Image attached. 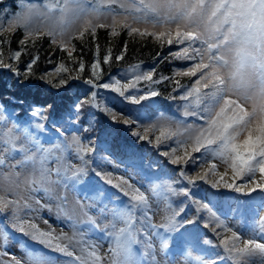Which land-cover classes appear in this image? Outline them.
<instances>
[{"label": "snow or ice", "instance_id": "obj_1", "mask_svg": "<svg viewBox=\"0 0 264 264\" xmlns=\"http://www.w3.org/2000/svg\"><path fill=\"white\" fill-rule=\"evenodd\" d=\"M2 2V0H0ZM23 4V0H20ZM94 3L97 0H93ZM133 6L136 5L137 0H131ZM85 0H63V6H60L59 0H48L46 11H42L37 5H31L24 13H15L8 20L7 27L0 23V32H7L9 37L14 34L18 27L22 26L25 30V35L18 41V49L14 52L9 50L8 58L16 61V64L5 62L4 43L10 42L9 38L0 39V69L10 70L14 75L20 76L21 71L18 67V62L25 54V46L30 42L34 46L35 41L41 39L44 35L53 37L52 44L57 45L61 51L66 53V59L61 58L54 72L45 73L39 79L44 80L47 84L52 85V77H60L57 84L54 86L60 88L66 86L73 79L79 77H64L63 73H70L75 69L69 68L67 62L77 65L79 72L85 71V62L82 56H79L77 47L72 43V37L66 40L64 37V29L61 28L59 35L61 39L57 40V32L55 28H50L47 32L42 31L41 26L35 23L36 18L43 17L45 20H59L61 23L65 21L66 14L69 11V4H75L80 12L84 15L77 14L76 19L81 21V30L76 35V39L87 43L85 36L90 34L94 41L97 29L110 28V36L117 37L120 33L117 31V9L109 7L107 13L102 12L99 7L93 9L83 8ZM101 5H115L119 3V7L124 11H131L125 7L122 0H99ZM139 7H134L135 12L142 13L139 16H133L134 22L143 21L145 23L151 20L156 25L175 24L176 29L173 33L168 31H148L132 27L128 23H123L120 27L127 29L130 36L152 37L155 42L160 45H176L177 50L171 55L173 58L190 62V66L183 70L175 71V77H189L195 78L191 86L187 88L184 95L180 97L183 101H188L185 105L184 117L196 118L198 117L202 123L200 124H186L182 139H175L181 135L179 132L172 131L167 125L172 122L171 118H161L164 123L159 128V135L155 137V144L159 146L164 140H171L175 146L171 147L170 151L163 153L164 156H171V163L177 166L187 164L192 160L197 161V166L203 168L209 158L218 159L227 168L231 169V179L228 180L227 169L220 173L219 179L213 182V187L221 186L226 188H234L237 192L245 190L247 185H238L237 181H247V184L253 185L247 187V191L254 192L256 189H264V0H138ZM59 8L57 13L55 10ZM7 13V9H4ZM111 14L112 23L106 25L104 23H97L102 16ZM2 20V17H0ZM183 24V27H181ZM200 43V47H195L196 43ZM111 43V42H110ZM186 45V46H185ZM82 51V50H81ZM127 51V43L121 49V54L115 57L116 60H122ZM100 46L95 44V54L93 61L89 67L91 69L89 76L85 77L83 82L90 86L91 89H107L117 93L120 97L130 101L133 104H140L141 101L147 99L149 96L155 97L159 95L157 91H148L147 95H140L138 98L135 95L127 94L129 89H135L140 81L151 84H160L161 81L172 80L171 76L161 75L159 79H154L156 69L153 68L148 71H142L134 74L132 80L127 83L115 77H110L107 81H101V63L108 64L112 59L111 46L105 49L102 61L99 56ZM232 54L229 59L228 54ZM77 54V55H74ZM79 56V58H78ZM39 61V54L37 52L30 60L25 63V70L23 75L30 78L34 75L32 69ZM67 61V62H66ZM207 61V62H206ZM135 68H139L136 65ZM227 69V71H223ZM177 88L181 87L179 79L174 80ZM90 91L89 96L77 103L75 106L79 112L84 103L88 102L90 106L99 108V104L91 105V101L96 99L97 91ZM229 93L236 95L235 99L229 96ZM174 98V97H173ZM219 106V107H217ZM50 107V106H49ZM105 112H111L110 108L105 107ZM5 110L0 105V124L7 121L4 114ZM44 108H33L31 115L37 119L35 128L42 129L44 125L39 120L44 119ZM113 121L118 120V114L111 115ZM123 123L130 124L132 121L124 119ZM156 125H150L143 129V134L140 132L133 133L140 140L149 141V132L155 131ZM16 126L4 130L0 128V166L6 165L5 156H11L14 152L23 153V159L16 162V165H8L10 168H15L17 165L23 167L29 162L32 165L39 164L38 170L40 177L34 181L36 187L35 191L43 190L46 195L51 196L50 185L52 183L60 182L67 183L71 181L73 185L78 183L84 176L87 175V165L89 160L86 158L88 153L94 151L89 144H84L82 138L73 134L69 146L74 145L76 152L81 160L80 167L72 169L71 175H68L67 170L61 171V168L55 170L58 178L57 181H51L50 169L45 167L46 161L53 151L52 149L43 148L39 141L35 139L32 133L25 128L23 137L26 142H31L35 152L29 154L30 148L28 143H19L20 138L15 135ZM243 136L241 140L240 137ZM57 149L60 145L56 146ZM178 152L182 154H177ZM194 154H202V159H197ZM217 171V164L212 163L210 167L202 172L196 173V178L187 177L185 171L181 170L179 175L181 178L188 179V183L196 182V179H207L210 173ZM259 172V178L256 177V172ZM95 174L108 185L113 184V179L110 173L96 171ZM114 187L123 191L128 188L129 191L139 192L133 185H130L128 180L120 177ZM168 190L174 195L176 193L172 184H169ZM12 192L11 188H5L0 185V214L11 211L12 228H18L21 233L26 229L28 234L34 239H40L43 243L54 247L60 253L69 257L68 264H105L103 258L98 255V245L89 244L83 240H74V236H68L66 233L53 234V230L41 231L35 223L26 222L19 212L21 207L31 208L27 202L21 205L20 200L8 199L7 194ZM185 196L190 195V192L185 188L183 190ZM13 195H17L13 193ZM131 201L134 202L128 206L126 211L120 213L121 219L129 227H122L118 230L116 235L117 246L119 252L123 257L121 264H139V261L133 259L132 245L141 243L145 244L148 251L145 253L149 257V264H160L156 257L152 254L151 236H163L159 229H163L166 233H179L181 229L187 230L189 226L201 224V213L207 212L210 214L207 222L201 226L204 228L215 224L212 230L216 232L218 228H224L231 232V236H224L221 243L229 253H234L236 257L244 254H255L256 252L264 254V243L258 242L254 238L244 240L242 246L232 243L229 246V241H237L241 238L235 231H232L228 225L221 221L216 212L209 203L194 201L197 207L194 208V214L188 218H181L182 213L186 209L181 207L179 210H174L171 204L168 205L170 211L169 215L163 218L161 224H153L151 217L145 216L146 228L144 229L146 241L137 239L138 231L131 227L133 219V210L136 208H143L147 206V199L140 193L132 195ZM38 205L32 211H39L46 207L35 201ZM264 209V206H261ZM50 210V209H49ZM254 220L257 232L264 235V216H259ZM90 222L94 223V221ZM48 224V221H44ZM5 236L4 244L6 245L7 233H0ZM63 241L64 243H61ZM209 243V241H205ZM76 245H80V255H76L74 250ZM162 248H167L166 240L161 241ZM7 249L0 255H6ZM189 264H193L191 252L187 253ZM41 264H47V261L42 257ZM215 264L210 257L196 258L194 264ZM0 264H21L19 260L13 258L11 261L0 260ZM115 264V262H114Z\"/></svg>", "mask_w": 264, "mask_h": 264}, {"label": "rangeland", "instance_id": "obj_2", "mask_svg": "<svg viewBox=\"0 0 264 264\" xmlns=\"http://www.w3.org/2000/svg\"><path fill=\"white\" fill-rule=\"evenodd\" d=\"M60 6H63V0H59ZM125 4V7L131 9V11H124V9L119 7V3L115 5H108L99 3L97 0L96 3L93 0H85L83 4V8L85 9H93L99 7L102 12L107 13L109 7L117 9V29L122 28L120 27L123 23H128L132 27L139 28L141 30L147 29L148 31L152 32H160V31H168L171 30L173 33L175 32L176 25L175 24H163V25H156L154 26L153 22L149 20V22L145 23L143 21L134 22L133 16L142 15V13H137L134 10V7H139L138 0L136 5L133 6L131 0H122ZM48 0H23V4L21 9H17L16 13H24L26 12L31 5H37L42 11H46V5ZM69 11L66 14L65 21L61 23L58 19L57 20H45L43 17H38L35 20V23L41 26L42 31L47 32L50 28H55L57 32L56 39H61L59 32L61 28L64 29V39L66 40L68 37H72V43L76 40V35L81 30V21L76 19V15H84L83 12L77 8L75 4H69ZM57 13L59 12V8L55 10ZM97 23H104L106 25H111L112 18L111 14H108L106 17L102 16ZM7 27V25L5 26ZM183 27V24H181ZM124 29V28H123ZM16 32V31H15ZM48 35H44L42 38L47 37ZM51 37V36H50ZM41 38V39H42ZM53 39V37H51ZM56 47L57 45H54ZM175 46V45H173ZM186 46V45H185ZM200 43L197 42L195 47H200ZM177 48V47H176ZM177 50V49H176ZM164 52H160V55H164ZM165 57V56H164ZM162 57L161 59H163ZM229 59L232 58V54H228ZM176 61H180V66L177 70H183L184 68L190 66V62L178 60L172 58ZM8 63H13L11 61H7ZM207 62V61H206ZM176 68V67H175ZM174 68V69H175ZM173 69V70H174ZM7 73H12L10 70L4 69ZM151 70L147 69L146 71ZM175 70V71H177ZM175 71L172 73H168V76L174 78ZM223 71H227L224 69ZM54 72V71H53ZM44 76V75H43ZM133 76V74H132ZM167 76V74H166ZM16 79L18 76H16ZM57 76L52 77V81L54 82ZM121 81V83L130 82L132 78H117ZM175 79L184 80L183 77H176ZM190 79V78H189ZM173 80V79H172ZM45 85L50 88V85L47 84L44 80H41ZM72 81L81 82V79H73ZM34 84V82H24ZM65 86L58 88L57 92L62 91ZM148 92H140L139 90L133 92L131 95L137 96L140 95H147ZM229 96L232 99L236 98L234 93H229ZM128 101V100H127ZM183 100H181L182 102ZM95 103V101H94ZM184 106L182 108V112L185 111V105L190 102L184 101ZM105 107L110 108L111 112H105L100 109H96L100 114H103L105 123L112 127L116 126L119 128L120 133L122 132L123 137H127L126 132L131 133L134 131L136 133L141 127V122L139 116L132 110L127 111L126 109H120L117 105L111 101L106 102ZM219 107V106H217ZM115 113L118 114V120L113 121L111 119V115ZM124 119H129L132 121L130 124L123 123ZM167 127H169L174 132H179L181 135L175 137V139H182L183 133L185 130L186 124H200V122L192 120H184V122L180 120L172 119ZM157 124L156 130L153 131V135L148 133L149 141L147 143L151 144V146L155 144V137L159 135V128L164 123L162 118L160 120L155 121ZM153 122V124H155ZM152 124L146 125V127ZM13 127V122L10 119H7L5 122L3 129L6 130L8 128ZM143 129L141 128L140 133L143 134ZM23 130H19L16 127L15 135L20 138L19 143L24 144L28 143L30 148L29 154L35 152V148L32 147L31 142H26L23 137ZM243 139V136L240 137ZM169 148L163 149L160 154L163 155L164 152L170 151L171 147H174L175 144L171 140ZM50 141L51 144H47L42 146L45 149H52L53 151L49 155L45 167L52 170L50 179L51 181H57L58 178L55 174V170L57 168H61V171L67 170L68 174H71V170H68V166L71 165L72 169H75L80 164V160L75 158L74 155H68L65 153V147L62 142L59 141L53 142ZM142 140L139 141L141 144ZM163 142V141H162ZM57 145H60V148L57 149ZM3 147V145H0ZM177 154H182L178 152ZM24 154L20 152H14L11 156L6 155V165L0 166V185L5 188H11L12 192L7 194L8 199H17L22 198L20 200L21 205L27 202L31 205V208H23L19 212V215L26 220V222L35 223L37 227L41 231H49L50 229L53 230V234H59L61 232L66 233L68 236H74V240H79L81 236L83 237L84 241H87L89 244H96L98 245L99 251L98 255H100L105 264H121L123 260L122 255L119 252V248L116 247L115 244V234L118 233V230L122 227H126V224L121 219L120 212L117 211L116 207L112 204L116 203V201H104L102 197L97 194V192H87L86 194H81L80 191H75L72 185L67 183H52L50 185L52 195H46L43 190L35 191L34 188L36 185L34 181L40 177V172L38 170L39 164L32 165L31 162L24 165L23 167L17 165L15 168H10L8 165H16V162L23 159ZM108 157L100 158V160L95 164L94 171L100 172H107L111 174L113 182L117 183L120 177L128 180L130 185H133L135 189H139V192L129 191L128 188H125V192L130 195H138L142 193L145 198L147 199V206L143 208H137L135 212L137 225L140 231L145 235L144 229L146 228L145 224V216L151 217V222L153 224H161L163 222V218L166 215L170 214L168 209V205L171 204L172 209L178 210L177 206H175L171 200V195L164 191L163 186L154 179L155 173H151L152 175H146L138 171L136 168L140 166L142 160H139L137 164H132L125 159H119L113 155H107ZM197 159H202V154H194ZM153 157H149L152 160ZM212 163L217 164V171L215 173H210L207 179H196L195 183H188V179L181 178L179 172L181 170L185 171L187 177H191L193 179L196 178L197 172H202L203 170L210 167ZM171 166L175 167L178 172L180 179L186 183V189L190 192V195L187 196L189 198V204L193 207V212L189 214L186 218L191 217L194 214V208L197 207L194 201H200L203 203H209L210 206L213 208V211L216 212L217 216L220 218L221 221H224L232 231H235L237 235L241 238L237 241H229V246L232 243H235L238 246H242L244 240L249 238H254L260 243H264V235H260L256 228V224L254 220L257 219V213L259 216H264V209L261 206H264V197L260 198L258 201L253 200L252 203L247 201V197L253 195L255 193L264 195V189H256L254 192H248L247 187H252L253 185H249L245 187L244 191L237 192L234 188H226L222 186L213 187V182L219 179L220 173L224 172L226 169L228 171V176L226 179H231V169L227 168L222 162H219L218 159H211L207 160V163L203 165V168L197 166V161L192 160L187 164H183L180 166L171 164ZM154 172V171H153ZM259 178V172H256V177ZM105 181V179H103ZM202 183L204 186L199 187V189L194 190L195 185H199ZM168 184V183H167ZM238 185H247V181H237ZM87 186L92 187V185L87 184ZM76 190H80V187H75ZM194 190V192H193ZM13 193L18 194L13 195ZM91 193V194H90ZM2 194V193H0ZM243 198V200L240 199ZM35 201H39L40 204L45 205L46 207L41 208L38 212L32 211V209H36L38 205ZM120 201L122 202L123 199L121 198ZM134 203V202H133ZM50 209V210H49ZM210 214L207 212H203V223L207 222L209 219ZM94 221V223L90 222ZM47 220L48 224H45L44 221ZM2 220H0V233H7L6 245L4 244L5 236L0 234V253L5 252V248L7 249L6 255H0V260L4 261H11L13 258L19 260L21 264H41L40 259L37 257H42L47 261V264H68L69 257L65 256L63 253L59 251L50 250L49 248L39 245L37 246V250H33L35 246L28 245L30 243V239L27 237V240H23L25 234L21 238H13V236L7 232L8 227H5L2 224ZM202 224H198L195 226H189L191 229V233H193V229L197 228L196 236H200L201 231L200 229L206 230L209 234L207 237H203V239L211 240V244L215 242L223 247L221 240L224 236H231V232L226 231L224 228H218L216 232H213V228L216 227L215 224H212L208 228H204L201 226ZM159 231H162L159 229ZM28 233V230L26 229ZM146 237V236H145ZM160 237L152 235L151 236V252L156 257V259L160 262V264H189L188 257L185 255L170 253L163 251V248L160 243ZM14 239V240H13ZM147 237L145 238V241ZM61 243H64L61 241ZM169 246V245H168ZM55 249L54 247H51ZM166 251V248H164ZM209 247L207 248V250ZM76 255H80V245H76L74 249ZM167 250L171 251V248ZM148 251L146 246L143 248V253L145 257V264H149V257L145 255ZM223 251L226 257L230 258L229 254L226 252V249L223 248ZM56 256H55V255ZM196 256L195 254H193ZM197 257V256H196ZM205 257V256H204ZM200 257V258H204ZM198 258V257H197ZM135 259V257H133ZM136 260V259H135ZM193 264L195 259L192 258ZM140 264V262H139ZM211 264V262H209ZM238 264H264V254L256 252L255 254H244L238 257Z\"/></svg>", "mask_w": 264, "mask_h": 264}, {"label": "trees", "instance_id": "obj_3", "mask_svg": "<svg viewBox=\"0 0 264 264\" xmlns=\"http://www.w3.org/2000/svg\"><path fill=\"white\" fill-rule=\"evenodd\" d=\"M21 6L22 4L20 0H2V2H0V17H2L0 23H3L4 26H6L8 20L16 13L17 9H21ZM4 9H7V13L4 12ZM117 31L120 34L117 37H111L110 28L97 29L95 41L90 34H86L85 39L87 43H83L76 39L73 44L76 45L79 56L83 57L85 71L79 72L77 65L66 61L67 66L75 70L70 73H63L62 76H78L81 80H84L85 77L89 76L91 71L89 65L93 61L95 44L97 43L100 46L99 56L101 61L105 54V49L109 46L112 48V59L110 62L108 64L101 63L102 82L107 81L110 77L132 78L134 71L138 73L153 68L157 70L154 79H159L161 75L166 76L167 74L168 76V73H172V71L177 70L180 66V61L172 59L173 57L171 55L176 51V45H160L158 42H155L152 37L142 38L138 35L130 36L129 31L123 28H118ZM24 35L25 30L22 26L18 27L16 32L11 34L10 37L7 32H0V39L9 38L10 41L4 43L3 50L6 58L5 62L11 61L13 64L17 63L8 58L9 50L13 52L17 50L18 41ZM126 43V54L122 60H116L115 57L121 54V49ZM37 52L39 54V61L32 69L34 75L30 78H26L23 75L25 63L36 55ZM160 52H164L165 54L159 56ZM162 57L164 58L161 59ZM61 58L66 59V53L61 51L58 46L54 47L52 44V38L47 36L35 41L34 46L31 42L25 46V54H22L18 62L21 75L18 76L17 79L13 73L7 74L6 71L2 69L0 72V105L4 107V114L7 119H10L13 122V125L19 130L24 131V129L27 128L35 139L39 141L41 146L49 143L40 135V132L44 131L50 136L51 141L62 142L65 147V153L68 155L75 154L77 160L79 159V156L76 152L75 146H69L72 135H79L84 144L90 143V147H92L94 151L88 153L86 156L89 160L87 165V175L75 185H73L71 181H68L75 191V187L79 186L81 187V191L86 194L88 191L86 190L85 185L91 183L92 185H96V189L93 192L99 193L104 201H109L110 198L124 199V205L115 204V207L120 213L126 211L128 206L133 203L131 201L132 195L127 194L124 191L125 189L121 191V189L114 187L116 184L115 182H113L112 185H108L101 177L97 176L94 171L95 164L100 158L108 157L107 155H113L119 159H127L130 163L135 165L139 160H142L141 165L136 169L146 175H152L151 173H155L154 179L163 186L164 191L171 195V200L173 204L177 206L178 210L181 207L186 209V212L182 213L181 217H178V219L186 218L191 214L193 212V207L189 204V198L183 193V190L187 187L186 183L183 179H180L177 170L169 166L172 157L166 156L165 159L159 153L162 149L169 148L170 141L164 140L159 146H151L149 143L142 140L141 145H132L128 139L122 137L118 128L107 125L104 116L99 114L95 107L90 106L88 102H85L82 109L77 112L75 108L77 103L85 97H88L90 91H93L94 89H91L90 86L82 82L71 80L62 91L57 92L58 88L54 85L58 83L60 77L55 79L53 84L50 85V88L39 79V77L43 76L45 73L53 72ZM136 65H139V68H135ZM175 78L176 77L174 76L173 80L161 81L158 85L140 81L135 89H129L127 94H132L137 90L143 93L148 91H157L159 93V95L155 97L149 96L147 99L141 101L140 104H133L110 90L99 89L97 90L99 108L104 111L103 109L105 108L106 102L111 101L122 110H133L139 116L141 122V127H139L137 132H140L141 128H145L146 125H153V122L155 123V121L160 120L161 114H163L164 117L184 122L182 119L189 120L190 118L183 116L182 108L184 106V101L181 102L180 97L184 95V92L191 86V83L195 78L189 79V77H183L184 80L181 82V87L179 88L174 84ZM24 82H34V84ZM91 105H93L92 101ZM35 107L44 108L43 116L45 118L39 120V122L44 125L42 129L35 128L37 119L31 115V112ZM4 124L5 123L0 124V128H3ZM155 125L157 127L156 123ZM133 133L134 131L131 133L126 132L133 142L136 143L140 141V139ZM150 134L153 135V131L150 132ZM155 151L158 152L156 153ZM149 157H153L152 160H150ZM81 164L82 162L80 160L78 167H80ZM169 184H172L178 194L174 195L168 190L167 186ZM201 186L204 185L202 183L195 185L194 190L199 189ZM103 193L108 194L109 198L103 196ZM262 197H264V195L259 194L253 199L257 200ZM136 211L137 208L133 210L131 227L135 230H139L137 239L145 241L146 237L137 225L135 216ZM200 215L202 217L201 224H203V212ZM0 218H2L10 229H13L7 231L13 236V238L21 237V232L18 228L11 227V223L13 222L11 220V211L0 214ZM126 227H129V225H126ZM196 230L197 228H194L193 233H191V229L188 227L187 230L181 229L179 233L163 234V236L160 237V243L163 238V240L167 241V244H175L178 247L185 246L186 248L181 252V254L185 256H188L187 253L190 251L191 256L195 254L197 257H210L211 261H215V264H238V257H236L234 253H229L224 244L223 247L230 256L229 260L226 257L222 246L216 242L211 244V240L209 239H203V237L209 235L206 230L200 229V236H196ZM24 233L26 238L30 237L33 245H42L50 250H56L51 248L48 244L43 243L40 239H34L33 236L29 235L26 231ZM117 234L118 233L115 234L114 244L116 247H118L116 240ZM185 236H190L192 238L190 244L186 242ZM205 241H209V243H205ZM140 245L142 248L145 247V244L140 243ZM193 245H198L199 248L196 250ZM208 247L209 249L207 250ZM132 251L134 254L133 257H135L137 261H140L141 257L139 254L133 248ZM163 251L165 252L164 248Z\"/></svg>", "mask_w": 264, "mask_h": 264}, {"label": "water", "instance_id": "obj_4", "mask_svg": "<svg viewBox=\"0 0 264 264\" xmlns=\"http://www.w3.org/2000/svg\"><path fill=\"white\" fill-rule=\"evenodd\" d=\"M97 103H95V105H96Z\"/></svg>", "mask_w": 264, "mask_h": 264}, {"label": "bare ground", "instance_id": "obj_5", "mask_svg": "<svg viewBox=\"0 0 264 264\" xmlns=\"http://www.w3.org/2000/svg\"><path fill=\"white\" fill-rule=\"evenodd\" d=\"M247 186H248V184H247Z\"/></svg>", "mask_w": 264, "mask_h": 264}]
</instances>
